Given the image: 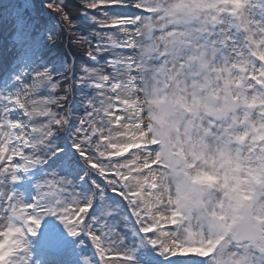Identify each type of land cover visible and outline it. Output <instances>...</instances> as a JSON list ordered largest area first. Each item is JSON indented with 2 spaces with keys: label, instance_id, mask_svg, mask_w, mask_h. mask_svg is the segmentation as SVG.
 <instances>
[{
  "label": "snow or ice",
  "instance_id": "6c2138e0",
  "mask_svg": "<svg viewBox=\"0 0 264 264\" xmlns=\"http://www.w3.org/2000/svg\"><path fill=\"white\" fill-rule=\"evenodd\" d=\"M0 34V264H264V0H5Z\"/></svg>",
  "mask_w": 264,
  "mask_h": 264
},
{
  "label": "rangeland",
  "instance_id": "374dc122",
  "mask_svg": "<svg viewBox=\"0 0 264 264\" xmlns=\"http://www.w3.org/2000/svg\"><path fill=\"white\" fill-rule=\"evenodd\" d=\"M3 41V35L2 34H0V42H2ZM120 230H123V225H121L120 226ZM87 254H89V252L87 251ZM65 262H67V261H69L71 258H70V256L68 255V256H66V257H64V258H62ZM135 259L137 260V261H140V264L142 263V261L144 260L143 259V248H141L139 251H137L136 253H135Z\"/></svg>",
  "mask_w": 264,
  "mask_h": 264
}]
</instances>
